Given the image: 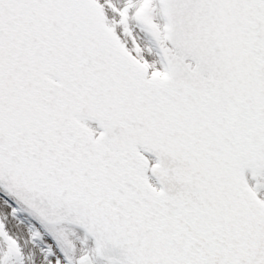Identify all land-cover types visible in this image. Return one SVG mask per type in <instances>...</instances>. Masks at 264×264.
<instances>
[{
	"label": "snow or ice",
	"instance_id": "6c2138e0",
	"mask_svg": "<svg viewBox=\"0 0 264 264\" xmlns=\"http://www.w3.org/2000/svg\"><path fill=\"white\" fill-rule=\"evenodd\" d=\"M0 264H264V0H0Z\"/></svg>",
	"mask_w": 264,
	"mask_h": 264
}]
</instances>
